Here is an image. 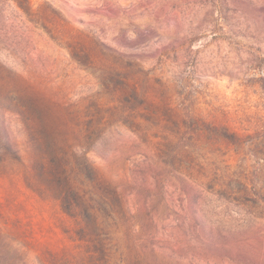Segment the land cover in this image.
Returning a JSON list of instances; mask_svg holds the SVG:
<instances>
[{
    "label": "rangeland",
    "instance_id": "374dc122",
    "mask_svg": "<svg viewBox=\"0 0 264 264\" xmlns=\"http://www.w3.org/2000/svg\"><path fill=\"white\" fill-rule=\"evenodd\" d=\"M140 133L171 171L152 211ZM84 155L130 203L111 264H264V0H0V264L93 250L32 172Z\"/></svg>",
    "mask_w": 264,
    "mask_h": 264
},
{
    "label": "trees",
    "instance_id": "16d2710c",
    "mask_svg": "<svg viewBox=\"0 0 264 264\" xmlns=\"http://www.w3.org/2000/svg\"><path fill=\"white\" fill-rule=\"evenodd\" d=\"M94 119L96 120L92 114L89 128L91 137L95 129ZM102 119L104 118L100 117L98 121ZM138 139L140 144L136 146L121 147V154L126 155L127 158L124 160H129L136 155L141 156L140 159L133 162L135 170L132 184L139 191L137 204L152 211L153 207L150 206V203L153 196L147 190V180L153 176L157 183L164 188L166 185H171L170 180L166 179V173L171 171L166 169L168 162L163 160L160 150V155L159 153L151 155L150 146L142 133L138 134ZM141 145L143 152H139ZM1 149L6 154H16L8 143H4ZM88 149L90 150L91 147ZM32 172H36V176L39 177L41 193L59 202L63 212L79 222L81 225L78 230L79 239L85 240L93 248L86 254L75 256L77 257L75 263L111 264L113 237L111 227L121 216L124 217L128 214L129 210L126 206L130 208V203L125 200V193L122 190L123 184L109 180L86 155L79 162H70L65 158L35 162ZM180 173L182 172L180 171ZM184 184L185 187L191 188L190 186L197 185V181L191 174L186 178ZM143 192L147 194L144 196ZM136 210L138 213L141 209Z\"/></svg>",
    "mask_w": 264,
    "mask_h": 264
}]
</instances>
